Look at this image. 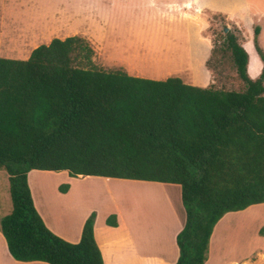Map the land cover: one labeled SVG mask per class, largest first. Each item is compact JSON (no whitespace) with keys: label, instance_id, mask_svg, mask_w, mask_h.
I'll use <instances>...</instances> for the list:
<instances>
[{"label":"trees","instance_id":"16d2710c","mask_svg":"<svg viewBox=\"0 0 264 264\" xmlns=\"http://www.w3.org/2000/svg\"><path fill=\"white\" fill-rule=\"evenodd\" d=\"M259 34L256 26L253 41L264 63ZM216 51H231L245 90L106 70L79 35L53 38L27 59L0 56V168L12 201L0 229L13 258L104 264L95 212L77 243L46 225L28 181V172L39 169L178 184L185 222L176 264H205L220 219L264 203V66L257 78L249 76V54L230 30ZM107 223L116 226V216Z\"/></svg>","mask_w":264,"mask_h":264},{"label":"rangeland","instance_id":"374dc122","mask_svg":"<svg viewBox=\"0 0 264 264\" xmlns=\"http://www.w3.org/2000/svg\"><path fill=\"white\" fill-rule=\"evenodd\" d=\"M91 6L94 4L82 0H0V56L27 59L34 48L53 38L79 35L94 48V63L106 70L122 68L131 75L153 79L179 76L197 86L245 90L231 51L225 55L213 51L224 44L229 30L249 49L246 41L254 39V29L252 34L245 33L224 17L206 14L202 22L190 21L193 29L189 33L185 19L177 20L183 23L179 28L164 19L152 22L129 12L123 16L99 11L102 16L94 18L88 16ZM248 65L249 76L257 78L261 72L253 75L260 62L252 52ZM28 174L37 198L41 187L46 192L45 205L49 203V212L53 210L58 220L95 212L106 264L177 262V235L185 221L178 184L93 175L81 179L70 177L67 171L39 169ZM41 174L45 176H38ZM71 184L73 190L66 194L65 186ZM11 208L8 174L0 168V212ZM113 214L116 226L107 223ZM258 251L264 252V203L228 212L220 219L205 263L242 264L248 257L255 260ZM3 260L0 255V264ZM257 264H262L261 258Z\"/></svg>","mask_w":264,"mask_h":264},{"label":"crops","instance_id":"0c3cea01","mask_svg":"<svg viewBox=\"0 0 264 264\" xmlns=\"http://www.w3.org/2000/svg\"><path fill=\"white\" fill-rule=\"evenodd\" d=\"M86 3H93L94 6H91V10L88 13L90 17H100L99 11L103 12H114L120 15L123 13H134V17H140L145 19H152V22L158 19H164L166 24L172 26H182L178 23L177 20L185 19V24L187 30L190 33L193 29L192 25H188L192 19H202L206 14L213 16L224 17L228 21L236 24L239 29H244L245 33L252 34L253 29L258 26L260 27L259 34V43L264 50V0H82ZM123 16H128L125 14ZM246 42H249V49L244 47L249 56L252 52L257 60L260 62V68L253 77H257L261 72L263 63L259 58V55L255 49L253 42V37H250ZM249 71V65H248ZM250 73V72H249ZM45 176V175H38ZM83 175L78 176L83 179ZM72 177V176H70ZM9 179V178H8ZM28 181L31 188L33 200L35 206L42 216L44 222L49 227L51 231L59 235L63 239L71 242L77 243L81 239L82 230L86 219L89 217L90 213H86L84 216L75 215L72 219L58 220L57 217L53 214V210H50V205H45L44 196L46 192L43 188L40 187L38 191V198L35 194L34 189L30 183V174H28ZM155 182V181H153ZM164 183V182H162ZM74 185L71 184L66 194H71ZM10 210L3 209L0 212V218L9 214ZM3 213V214H2ZM66 219V218H64ZM185 222V221H184ZM94 233L99 244L103 258L104 264H106V255L101 238L99 237V232L97 228V221L94 224ZM213 235V234H212ZM212 237V236H211ZM211 241V240H210ZM108 243V242H107ZM179 251V249H178ZM9 256H8V255ZM0 255L3 256V264H49L43 261H19L11 256L9 253L7 242L3 233H0ZM179 257V256H178ZM256 259L248 257L243 259L242 264H257L259 259H262V264H264V252L258 251L255 254ZM176 262H171L170 264H175ZM206 264V263H205Z\"/></svg>","mask_w":264,"mask_h":264},{"label":"bare ground","instance_id":"6f19581e","mask_svg":"<svg viewBox=\"0 0 264 264\" xmlns=\"http://www.w3.org/2000/svg\"><path fill=\"white\" fill-rule=\"evenodd\" d=\"M150 190V189H149ZM152 193V192H151ZM151 193H149V194H147L148 196H150L151 195ZM152 196H153V194H152ZM153 198V197H152ZM168 213V212H167ZM222 243V242H221Z\"/></svg>","mask_w":264,"mask_h":264}]
</instances>
